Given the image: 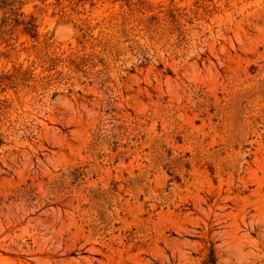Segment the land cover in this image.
<instances>
[{
    "label": "rangeland",
    "instance_id": "1",
    "mask_svg": "<svg viewBox=\"0 0 264 264\" xmlns=\"http://www.w3.org/2000/svg\"><path fill=\"white\" fill-rule=\"evenodd\" d=\"M0 264H264V0H0Z\"/></svg>",
    "mask_w": 264,
    "mask_h": 264
}]
</instances>
